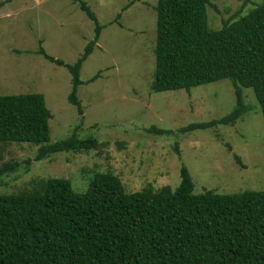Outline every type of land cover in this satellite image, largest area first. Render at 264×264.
Instances as JSON below:
<instances>
[{
    "label": "trees",
    "instance_id": "16d2710c",
    "mask_svg": "<svg viewBox=\"0 0 264 264\" xmlns=\"http://www.w3.org/2000/svg\"><path fill=\"white\" fill-rule=\"evenodd\" d=\"M94 24V37L72 64L46 54L71 77L68 102L82 114L76 93L80 68L96 46L102 26L88 5L71 0ZM209 0H158L151 91L184 90L228 80L234 108L226 116L192 123L179 132L229 126L253 109L250 89L264 120V0L248 13L209 27ZM95 75L89 82H93ZM51 114L40 93L0 95V143L38 146L36 162L64 152L96 149L94 137L50 142ZM159 135L170 130L149 128ZM230 151V147L227 145ZM234 160L241 164L237 155ZM242 166V165H241ZM18 167L5 163L0 177ZM179 185L125 190L111 172L93 174L83 193L69 180H35L31 188L0 195V264H264V192L194 193L188 169Z\"/></svg>",
    "mask_w": 264,
    "mask_h": 264
},
{
    "label": "rangeland",
    "instance_id": "374dc122",
    "mask_svg": "<svg viewBox=\"0 0 264 264\" xmlns=\"http://www.w3.org/2000/svg\"><path fill=\"white\" fill-rule=\"evenodd\" d=\"M103 27L82 63L76 96L82 114L68 102L71 77L37 54L72 65L94 37V24L71 0H0V95L40 93L51 114L50 142L94 137L96 149L64 152L36 162L38 146L0 143V167H18L0 177V195L31 188L39 179L63 178L83 193L96 172H111L129 193L145 186L176 188L184 165L194 193L264 192V120L250 89L253 109L235 124L179 132L192 123L222 118L234 108L228 80L184 90L151 91L158 0H82ZM262 0H209V27L248 13ZM95 75L98 77L89 82ZM170 130L159 135L150 127ZM230 147V151L227 148ZM233 155H237L238 164ZM242 165V166H241Z\"/></svg>",
    "mask_w": 264,
    "mask_h": 264
}]
</instances>
